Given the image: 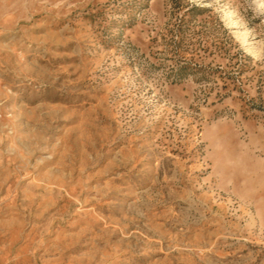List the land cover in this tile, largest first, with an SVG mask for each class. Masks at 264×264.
<instances>
[{
    "label": "rangeland",
    "instance_id": "obj_1",
    "mask_svg": "<svg viewBox=\"0 0 264 264\" xmlns=\"http://www.w3.org/2000/svg\"><path fill=\"white\" fill-rule=\"evenodd\" d=\"M0 264H264V0H0Z\"/></svg>",
    "mask_w": 264,
    "mask_h": 264
}]
</instances>
